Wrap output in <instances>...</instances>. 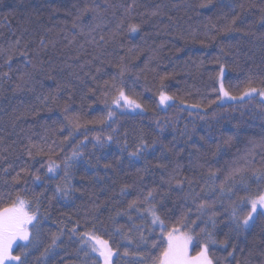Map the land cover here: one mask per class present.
Returning a JSON list of instances; mask_svg holds the SVG:
<instances>
[{
  "label": "trees",
  "instance_id": "trees-1",
  "mask_svg": "<svg viewBox=\"0 0 264 264\" xmlns=\"http://www.w3.org/2000/svg\"><path fill=\"white\" fill-rule=\"evenodd\" d=\"M206 2L107 0L106 4L105 0H96L107 23L89 34L87 25L92 23L93 13L77 21L75 29L72 22L78 10L91 5L92 0H0V46L9 49L10 43L18 38L21 41L5 56L11 55L18 70H23L21 52L36 65L30 69L36 72L33 91L13 90L12 82L0 81L5 89L0 94V156L7 157L0 160V206L9 205L19 197L26 201V211L30 214L38 208L41 220V246L30 252L28 264H42L43 247L51 234L61 228L64 235L56 264H81L83 257L77 255V238L69 239L70 229L77 225L78 233L95 231L102 239L109 240L116 253L113 264H132L139 259L131 253L143 232L149 241L141 246V250L147 249L145 264H157L167 247V232L181 227L180 218L186 212L185 201L175 186L169 191V186L162 184V170L153 166L158 158L178 159L182 177H195L200 182L195 185L197 191L204 190L201 195L217 197L220 182L230 173L227 184L233 185L232 199L237 203L264 193V182L253 177V172L264 170V102L249 97L236 103L214 104L219 95L220 65L216 58L223 56L221 48L229 53L221 61L226 66L225 90L231 95L240 94L249 86V79L252 87L264 88V43L259 39L264 33V24L260 23L264 0H212L209 8L200 6ZM240 4L244 7L240 8ZM129 5L131 10L126 11ZM233 6H236L235 14L241 17L237 21L241 31L224 33L219 25L225 23V15L230 19L234 14ZM54 8L58 10L53 11ZM153 11L159 14L153 16ZM121 19L124 23L117 29ZM132 24H139L140 30L128 31ZM214 24L217 27H212ZM249 25L255 26L256 35L244 34ZM80 26H84L83 34ZM206 32L216 39L208 40ZM181 33L185 36L194 33L196 38L181 39ZM101 35L104 41H100ZM5 56H0V73L7 71ZM121 56L130 69L122 84L116 67ZM165 76L168 78L162 80ZM113 77H117L116 83L125 95L141 108L131 111L123 100L119 101L121 107L116 106L118 89L104 87V81ZM161 91L173 99L161 104ZM41 95L57 96L58 102L49 110L37 99ZM186 105H199L204 110H191ZM109 110L115 113L111 119H108ZM109 135L112 141L107 140ZM229 135L234 136L231 144L212 155L216 144H223ZM97 137L104 147L99 146ZM141 137L150 145L143 153L146 159L130 155L141 143ZM250 139L255 141V146L249 143ZM30 142L43 149L42 154L32 149L34 159L27 155ZM74 150L80 153L78 157L73 156ZM249 151L252 154L245 158ZM205 159L217 173L215 191L211 190L208 165L197 166ZM65 160L70 165L67 177ZM51 162L59 165L55 174L47 171ZM106 164L111 167L106 168ZM21 166H30L31 174L21 173L17 183L13 178ZM145 167L149 169L147 173L138 171ZM4 168L8 171L4 172ZM236 168L239 170L234 172ZM36 175L40 176L39 181H35ZM204 181H209L208 185ZM67 183L74 190L65 199L56 193V188ZM125 185L131 187L121 196ZM141 187L144 192L139 191ZM153 188L157 190L154 207L163 225L151 223L150 206L146 203H137L139 212L136 208L129 209L134 199L139 196L142 200L147 190ZM216 207L222 213L217 219L226 221L224 209L230 210V202L225 200L223 207L218 202ZM118 212H128L132 219L124 214L117 216ZM116 228L134 243L122 241ZM224 231H227L225 224L220 223L217 233ZM262 231L264 217L257 215L249 240ZM153 240L157 244L155 248L151 247ZM22 243L17 241L13 246L14 255L20 254ZM125 246L128 256L123 254ZM240 247L244 251L236 253L238 260L248 251L244 244ZM199 250L193 243L189 254L197 255ZM93 255L96 264H103V258ZM225 255L223 250L215 251V264H224ZM52 259L48 258L49 264Z\"/></svg>",
  "mask_w": 264,
  "mask_h": 264
},
{
  "label": "snow or ice",
  "instance_id": "snow-or-ice-1",
  "mask_svg": "<svg viewBox=\"0 0 264 264\" xmlns=\"http://www.w3.org/2000/svg\"><path fill=\"white\" fill-rule=\"evenodd\" d=\"M107 4V0H105ZM212 4V0H207L206 3H202L200 6L204 8H209ZM240 8H243L244 5H238ZM131 5L128 6L126 11L131 10ZM235 7L233 6L232 11L233 15L230 19L225 15V23L219 25V28L224 33H232V32H240L241 29L237 26V21L240 20V15L235 14ZM100 5L96 3V0H92V4L89 6H85L82 9L78 10V13L75 17V20L72 22V27L75 29L78 27L77 21H80L82 17L89 12L93 13L92 15V23L87 25L89 28V34L94 32L96 29L102 28L106 26V21L99 11ZM58 9H53V11H57ZM264 12V9H262ZM159 13L156 11L152 12V15H158ZM171 19V17H169ZM123 19H121L120 23L117 24V29H119L123 25ZM260 23L264 24V15H261ZM83 27L80 26V33L83 34ZM212 27H217V25H212ZM140 30L139 24H132L129 26L128 31L135 33ZM115 34V33H113ZM245 35H256V30L254 25H249L247 30L244 32ZM205 36L208 40H215L216 36L211 34L210 32H206ZM181 39L192 38L195 39L194 33H189L188 36H185L183 33L180 34ZM95 37H93V40ZM100 41H104V35L100 36ZM259 39H261L262 43H264V33H261ZM20 39H16L14 43L9 44V49L18 47L20 45ZM202 44L205 42L202 40ZM41 46H44V41L41 40ZM27 47V45H25ZM163 47V45H161ZM9 49H5L3 46H0V56H5V53L8 52ZM129 51H132L129 49ZM221 52L223 56L228 55V52H225L223 48H221ZM21 56L24 57L22 61L23 70H18L13 66L11 55L5 56L4 64L7 65V71L0 73V81L3 83L12 82L14 85L13 90H18L23 92L33 91L34 85L37 82L36 80V72L30 69H35L36 65L33 62V59L28 58L24 52L20 53ZM223 56H218L216 58V62L220 65L219 67V75L221 77V86L220 92L224 97H228L229 99H240L244 100L245 97L252 96L253 93H259L261 97H264V88L257 89L256 87H252V80L249 79V86L245 88L243 93L239 96H231L230 93L225 90L223 85V77L226 72V66L222 63ZM93 59H97V57H93ZM43 62L41 61V64ZM118 68V74L121 78L120 83H123V76L130 70L129 65L125 63V57L121 56L119 63L116 65ZM99 71V69H98ZM15 73V76H13ZM167 76L162 77L161 79H166ZM95 79V77H93ZM117 77H113L111 81H104V87L107 88L111 86L112 88L118 89V96L115 99V103L117 107H121L119 101L123 100L124 104L131 111H135V109L141 108V105L136 103L133 99L126 96L122 87H119L116 83ZM100 85H97L99 87ZM59 88V85H58ZM5 91L2 84H0V94ZM89 91H94L93 89H89ZM107 95V93H105ZM40 100L41 104L45 108H51L52 105L58 102V97L53 95H41L37 97ZM71 99V97H69ZM173 99V97L167 96L163 91L160 92V103L164 104L168 100ZM192 107H199V105H192ZM35 111V108L32 109ZM65 110H67V104L65 105ZM115 113L111 110L108 112V119H111ZM67 118V117H66ZM105 121H100V123H104ZM158 128H163L157 124ZM234 136L229 135L227 138L223 140V144H216V152L212 153V155H216L219 153L221 148L226 145H230ZM97 143L102 148L104 147V142L100 140L99 137L96 138ZM203 139V137L201 138ZM108 141H112L113 137L109 135L107 137ZM141 143L137 146L136 150L130 153L131 156L136 157L137 159H146L143 153L147 152L150 145L143 137L140 138ZM153 142V145L154 146ZM250 144L255 146L254 140H249ZM79 147V146H78ZM37 149V154H42L43 149L39 148L38 145L30 142V145L27 149V155L30 158L34 159L32 149ZM199 152V148L196 149ZM51 151V149H49ZM171 151V149H169ZM252 152L249 151L245 154V158L248 155H251ZM80 153L76 150L73 151V156L78 157ZM164 153L161 152V156L163 157ZM7 157L0 156V160H6ZM191 163V161H190ZM235 163V162H234ZM65 164V177L68 176L67 169L70 167L68 161H64ZM171 165V167H170ZM208 165V176L209 181L211 182L212 191L216 189V178L217 173L212 171V168L205 159L203 163L198 164V167H204ZM156 168L162 170L161 174V182L162 184H166L169 186V191H171L172 186L174 185L178 192L182 195L183 200L185 201L186 212L180 218L181 219V227H173L170 231L167 232V247L162 252V258L158 259L157 264H215L213 259V254L215 251L223 250L226 255L224 257V264H264V231L259 233L257 236H253L251 240H249L248 234L250 228L252 227V222H254L257 218V215L260 217H264V194H259L254 198H249L242 203H237V201L232 199V189L233 185H228L227 180L230 178L225 177L224 181H221L219 184V195L217 197H209L206 193L201 195L203 192V188L200 191H197L195 185L200 183L195 179V177L189 178L187 176L181 175L180 169L181 164L179 160H168L165 161L163 159L157 160V162L153 165ZM11 167V165H9ZM106 168L111 167V164H106ZM59 168V165H56L54 162L49 163L47 171L49 173H56V170ZM239 169H234L238 171ZM4 172H7L8 169L4 168ZM138 171H143L147 173L149 169L147 167L143 169H138ZM21 173L24 175L31 174L30 166H21L20 172L16 173V176L13 178L17 183L21 180ZM253 177L258 182H264V170H257L253 172ZM143 180V176L140 177ZM40 176H35V181H39ZM209 181H204L205 185H208ZM131 187L129 185H125L120 192V195H126L128 192V188ZM74 189L72 188L70 183L65 184L64 186L58 185L56 188V193L59 194L62 198H69L71 192ZM140 192H144V187L139 189ZM157 190L155 188L149 189L146 192V195L143 196L141 200L138 196L137 199H134L129 204V209L136 208L137 203H146L149 207V214L152 217L151 223L153 225L161 224L163 225V221L160 219V216L156 214V210L154 207L155 204V192ZM228 200L230 202V210L229 208H225L224 211L227 213V220L221 221L218 220L217 217L221 216V211L216 207L219 202L221 207H223L224 201ZM191 205V206H189ZM259 210V212H258ZM136 211L139 212V208H136ZM38 208L36 211L31 214L29 211H26V201L17 197L16 201L10 203L6 206H0V264H28V257L30 252L38 249L41 246V241L39 239V231H40V223L41 220L38 219ZM128 215L129 220L132 219L130 213H117L119 215ZM194 216V218H193ZM200 221V224L197 223ZM115 218H113V223H115ZM220 223H224L227 231L217 233V229ZM202 225V226H201ZM31 226V227H29ZM78 227V225H77ZM77 227H72L70 229L72 237H76V243L79 245L77 248V255L82 254L81 264H96L95 256H99L103 258V264H113V256L116 254L113 251V248L109 244V240L102 239L101 236L97 235L95 231H85V232H77ZM95 228V225L92 226ZM137 230L139 231V227L137 226ZM198 230V231H197ZM33 232L36 235H33ZM116 233L120 234L122 241H127V244L131 245L134 241L125 233H122L120 228H116ZM64 235V230L58 229L57 232L52 233L49 242L46 246L43 247V251L41 252L42 264H49V257H52V261L50 264H56L55 257L59 255L58 249L61 247L62 240L61 237ZM196 236H199V239H195ZM222 236L221 238H218ZM17 241L23 242L19 245L20 254L14 255L13 246L17 243ZM195 243L196 246L199 247V252L195 257H188V249L189 245ZM149 244L147 237L143 232H140L139 242L136 243V250H134L131 254L133 256H139L138 260L132 262V264H145L144 260V252L147 249L141 250L142 245ZM241 244L248 249L247 254L243 256L242 260H238L236 258V253H243L244 249L240 247ZM157 246L156 241L153 240L151 243V247L155 248ZM230 249V250H229ZM125 256L129 255L128 248L125 246L124 253ZM258 257V259H257Z\"/></svg>",
  "mask_w": 264,
  "mask_h": 264
},
{
  "label": "rangeland",
  "instance_id": "rangeland-1",
  "mask_svg": "<svg viewBox=\"0 0 264 264\" xmlns=\"http://www.w3.org/2000/svg\"><path fill=\"white\" fill-rule=\"evenodd\" d=\"M217 85H218V94L219 95H218L217 99L214 101V104L222 105V104H226V103H236V102L242 101L240 99H235V100L229 99L228 97H224L222 95V93L219 91L220 90V86H221V77H220L219 73H218V77H217ZM242 93L236 94V95H231V94L230 95L239 97ZM251 97H256L259 100H261L262 102H264V97H261L258 92L257 93H253ZM246 98H249V97H245L244 99H246ZM185 107L188 108V109H191V110H204V108H202V107H192V106H187V105ZM189 250H190V245H189V249H188V257L189 258L195 257L196 255H190L189 254Z\"/></svg>",
  "mask_w": 264,
  "mask_h": 264
}]
</instances>
